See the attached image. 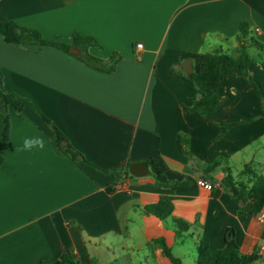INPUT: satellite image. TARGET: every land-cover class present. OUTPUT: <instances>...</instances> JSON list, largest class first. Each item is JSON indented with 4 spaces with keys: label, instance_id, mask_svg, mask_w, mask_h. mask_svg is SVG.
<instances>
[{
    "label": "crops",
    "instance_id": "crops-1",
    "mask_svg": "<svg viewBox=\"0 0 264 264\" xmlns=\"http://www.w3.org/2000/svg\"><path fill=\"white\" fill-rule=\"evenodd\" d=\"M3 20L64 42L74 31L92 36L98 45L88 48L91 54L106 61L116 53L119 59L111 71H101L54 46L7 42L0 35L1 88L30 99L51 122L29 106L7 108L0 264H39L69 250L78 264H102L90 246L126 239L134 250L151 248L120 253L115 264H174L153 241L158 237L184 264L173 249L183 244L180 235L189 238L195 255L188 264H195L194 240L219 249L227 227L239 253L256 252L250 264H264V206L250 212L247 199L237 213V200L221 185L225 166L233 171V162L251 164L264 150L261 99L253 84L263 92L262 52L251 41L264 45V0H0ZM241 22L255 58L250 79L223 75L215 109L204 115L184 110L202 95L190 77L201 70L204 53L237 55ZM3 121L0 112V137ZM52 126L85 162H73L57 148ZM40 135L43 149L22 150L26 137ZM135 161L147 163L144 175L107 171ZM152 161L178 183L158 184ZM201 178L210 186L200 185ZM161 195L172 202L171 216L189 225L180 235L171 216L159 219L144 210Z\"/></svg>",
    "mask_w": 264,
    "mask_h": 264
},
{
    "label": "trees",
    "instance_id": "trees-1",
    "mask_svg": "<svg viewBox=\"0 0 264 264\" xmlns=\"http://www.w3.org/2000/svg\"><path fill=\"white\" fill-rule=\"evenodd\" d=\"M248 34V27L241 22L239 31L237 33V41L239 42L237 55L232 56L221 49H215L211 52H205L202 60L201 70L194 73L190 80L194 82L197 88L202 92V95L196 99L191 106H184L183 109L192 111L200 115H204L216 108L220 96L218 93V84L223 75L239 73L249 77L248 66L254 61V57L250 56L245 44L246 36ZM0 35L7 42L13 43H30L38 45L54 46L65 53H69L70 46H76L79 49L76 58L83 61L91 68L101 71H111L114 68L116 61L119 59L118 54H111L108 60H103L100 57L94 56L88 51V48L93 45H98L96 39L89 35H83L79 32H72L71 41L64 42L58 39H49L43 37L40 32L34 28L21 26L13 20L0 21ZM253 45L262 52L261 58L258 60L263 76H264V45L255 39H251ZM256 87L257 94L261 99V106L259 115L264 117V89L263 92L259 90V86L253 83ZM2 79L0 71V112L4 116L3 129L0 137V149L8 136L9 117L7 108L12 106L20 110L23 106H29L35 110L37 108L27 97L21 96L12 91H4L1 88ZM38 111V110H37ZM39 112V111H38ZM42 119L50 124V120L44 114L39 112ZM226 127V126H225ZM51 139L59 150L66 154L73 162H85V159L65 138L64 134L55 126H52ZM1 163V155H0ZM214 161L207 165L208 170H211L217 164ZM154 172L155 181L163 186L175 185L178 182L171 181L166 178L164 167L158 165L155 161L151 162ZM129 163L123 167L114 170H107L117 177L121 172L129 175ZM249 175L247 180L242 176ZM236 178L228 166H225V174L221 179V185L237 200L236 212L243 211V204L247 199H250L253 206L250 212H256L264 206V175L255 173L250 167L249 163H245L238 171ZM107 191H112V186L106 187ZM172 202L166 195H161L154 203H149L144 206V210L150 214L155 215L159 219H165L172 214ZM175 226V234L180 235L188 229V223L171 216ZM153 241L163 249L167 257L171 259L174 264H182L180 259L174 256L163 237L153 239ZM224 244L219 249H211L209 244L204 240H194L196 249L195 264H250L256 260L259 255L256 252L249 254H240L238 246L234 239L233 229L227 227L223 235ZM264 259V258H263ZM39 264H78L76 255L69 250L62 252L58 259H43Z\"/></svg>",
    "mask_w": 264,
    "mask_h": 264
},
{
    "label": "rangeland",
    "instance_id": "rangeland-1",
    "mask_svg": "<svg viewBox=\"0 0 264 264\" xmlns=\"http://www.w3.org/2000/svg\"><path fill=\"white\" fill-rule=\"evenodd\" d=\"M263 160H264V150H260V151L256 152V154L254 156V160L250 164V167L252 168V170L255 173H257V174L264 173V161ZM232 167H234V168H232V170H233L232 173L234 174V176L236 178H241L240 176L238 177V171L243 166L239 165L238 162H233ZM237 169H239V170H237ZM246 176H249V175L242 176V178H244ZM121 238L122 237H118V239H121ZM179 238L181 240H184L183 244L174 245L173 249L178 255H180V257H182L184 264H188L189 260L190 259L192 260V258L194 257L195 250H194L193 246L190 243H188V241H187V240H189L188 237L180 235ZM111 241H113V242H111ZM126 241H127L126 242L127 244H124V242H122V240H103V243L99 244L98 246L91 245L89 248L90 253L101 257L102 264H115V262H113L112 259L120 253L142 254V253H148L149 249L151 248L150 245L141 244L139 249L134 250L133 247H131V245L128 243L129 240L126 239Z\"/></svg>",
    "mask_w": 264,
    "mask_h": 264
},
{
    "label": "water",
    "instance_id": "water-1",
    "mask_svg": "<svg viewBox=\"0 0 264 264\" xmlns=\"http://www.w3.org/2000/svg\"><path fill=\"white\" fill-rule=\"evenodd\" d=\"M69 53L77 55L79 49L76 46H70ZM188 76H191V73L187 69H184ZM128 172L135 176L144 175L147 172V163L145 161H135L129 164Z\"/></svg>",
    "mask_w": 264,
    "mask_h": 264
},
{
    "label": "clouds",
    "instance_id": "clouds-1",
    "mask_svg": "<svg viewBox=\"0 0 264 264\" xmlns=\"http://www.w3.org/2000/svg\"><path fill=\"white\" fill-rule=\"evenodd\" d=\"M45 147V138L40 136L26 137L23 140L22 150L31 151L34 148L43 149Z\"/></svg>",
    "mask_w": 264,
    "mask_h": 264
},
{
    "label": "built area",
    "instance_id": "built-area-1",
    "mask_svg": "<svg viewBox=\"0 0 264 264\" xmlns=\"http://www.w3.org/2000/svg\"><path fill=\"white\" fill-rule=\"evenodd\" d=\"M136 47L137 48H141L142 47V44L140 42H137L136 43ZM197 182L200 185H202V186H210V183L207 180L203 179V178L199 179ZM262 258H264V256H262Z\"/></svg>",
    "mask_w": 264,
    "mask_h": 264
}]
</instances>
